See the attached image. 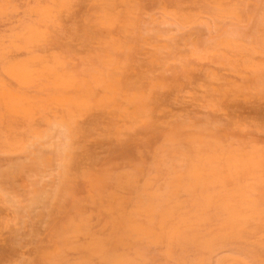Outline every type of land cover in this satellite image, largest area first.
Segmentation results:
<instances>
[{
  "label": "rangeland",
  "instance_id": "obj_1",
  "mask_svg": "<svg viewBox=\"0 0 264 264\" xmlns=\"http://www.w3.org/2000/svg\"><path fill=\"white\" fill-rule=\"evenodd\" d=\"M0 252L264 264V0H0Z\"/></svg>",
  "mask_w": 264,
  "mask_h": 264
},
{
  "label": "bare ground",
  "instance_id": "obj_2",
  "mask_svg": "<svg viewBox=\"0 0 264 264\" xmlns=\"http://www.w3.org/2000/svg\"><path fill=\"white\" fill-rule=\"evenodd\" d=\"M147 2V1H146ZM202 5V4H201ZM150 6V5H149ZM185 6V5H184ZM186 8V7H185ZM81 23V22H80ZM78 24V23H77ZM83 25V24H82ZM78 26H79V24H78ZM75 49V48H74ZM91 50H92V48H91ZM77 51V50H76ZM125 83V82H124ZM131 87V86H130ZM37 111V110H36ZM37 123H38V121H37ZM83 131V130H82ZM95 138V137H94ZM80 143V142H79ZM98 156V155H97ZM121 160V159H120ZM139 163V162H138ZM108 188V187H107ZM132 193V192H131ZM132 197V196H131ZM132 199V198H131ZM75 201V200H74ZM80 201V200H79ZM83 201V200H82ZM88 201V200H87ZM77 202V201H76ZM72 205V204H71ZM98 206V205H97ZM88 207V206H87ZM95 209V208H94ZM100 210V209H99ZM69 211V210H68ZM3 249V248H2ZM153 252H154V250H153ZM1 253V252H0ZM154 254H157V253H154ZM15 255V254H14ZM159 256V255H158ZM156 257V256H155ZM149 258V257H148ZM158 259V258H157ZM156 260V259H155ZM2 261V260H1Z\"/></svg>",
  "mask_w": 264,
  "mask_h": 264
}]
</instances>
